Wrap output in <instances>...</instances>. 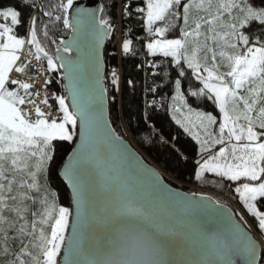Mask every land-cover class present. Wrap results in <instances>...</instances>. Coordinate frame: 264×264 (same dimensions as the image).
<instances>
[{"label": "snow or ice", "instance_id": "snow-or-ice-1", "mask_svg": "<svg viewBox=\"0 0 264 264\" xmlns=\"http://www.w3.org/2000/svg\"><path fill=\"white\" fill-rule=\"evenodd\" d=\"M140 3L135 12L153 37L148 53L171 58L175 67L172 110L183 116L175 122L200 145L196 178L210 173L243 180L234 192L264 234V0L259 6L252 0ZM52 7L55 13H42L48 23L72 30L55 58L38 40L39 17L31 18L25 39L14 32L20 11L0 8V264H264V248L241 223L242 215L235 219L238 213L210 196L188 197L158 181L144 183L119 162L126 151L120 138L102 133L99 49L112 25L97 15L102 10L76 0ZM125 14H131L128 5ZM170 32L178 35L167 38ZM132 43L123 41L125 53ZM25 45L29 52L34 48L36 59H46L48 71L63 70L68 95L53 97L58 117L49 119L36 104L39 92L31 91V83L12 77L31 67L22 60ZM73 51L75 58L64 55ZM191 80L200 86L193 90ZM112 84L118 85L115 70ZM186 96L218 109L217 134L209 131L217 115L192 108ZM41 103L48 104V97ZM26 104L35 105V119ZM74 137L78 143L57 172L69 190V206H63L50 185L51 166L55 144ZM216 145L219 150L204 159Z\"/></svg>", "mask_w": 264, "mask_h": 264}, {"label": "trees", "instance_id": "trees-1", "mask_svg": "<svg viewBox=\"0 0 264 264\" xmlns=\"http://www.w3.org/2000/svg\"><path fill=\"white\" fill-rule=\"evenodd\" d=\"M130 1L132 5L128 21L132 33L131 51L133 55L122 59L121 89L118 90L107 83L110 120L120 136L130 139L151 161L155 162L171 177L164 174L171 184L190 191H202L188 187L189 184L200 182L196 178L195 171L198 167L197 161L201 159L199 156L201 153L200 145L175 122L177 117L172 110L173 81L177 78L175 67L171 64V58L148 53L146 44L153 37L148 36L143 27L141 15L135 12L137 7L143 5L140 0ZM33 2L35 6L30 7L29 5ZM58 2L59 0H0V8L12 6L20 11L21 24L14 29V32L21 38L28 34L31 18L34 15L39 17L36 24L38 40L48 56L55 58L56 49L62 47V38L69 34L71 29L65 28L62 22L49 24L48 17L43 16L42 13L49 10L55 13L56 10L52 6ZM252 2L259 6L261 0H252ZM117 12L116 3L103 0L101 16L114 18ZM4 22L3 18H0V23ZM44 24H48L47 37L43 35ZM159 24L164 26V22H159ZM259 27V25L253 24V28ZM173 35H178V33H166L167 37H173ZM104 59L107 69L119 66L118 56L112 53L109 47L104 50ZM44 60L46 63V59ZM157 61H160L158 66L156 65ZM55 62L59 63V61ZM153 64L156 66L153 67ZM52 72L57 76L61 74V83H58L57 87L62 95L67 96L61 70H53ZM26 73H35V68L29 67ZM187 83L191 84L193 90L200 86L199 82L194 80ZM31 91L37 92V87L33 86ZM186 98L189 104L205 108L218 115V109L211 101L204 98L193 99L187 96ZM54 104L58 106L55 101ZM75 139L76 137L71 143L57 142L55 144V163L51 166L50 185L58 193L59 203L63 206H69V190L66 182L62 181L57 172L72 151ZM220 146L218 145L216 148ZM205 180L214 181L215 189L223 195L215 191L209 192L210 194L214 195L220 202L231 206L235 213L239 214L237 215L238 218L242 215L243 222L246 221V225L251 228L249 218L261 237L263 236L259 232L255 219L237 207V204L243 206L242 202L239 201L238 194L234 192V188L239 182H230L226 178H220L210 173L203 176V181ZM262 248H264L263 243Z\"/></svg>", "mask_w": 264, "mask_h": 264}, {"label": "built area", "instance_id": "built-area-1", "mask_svg": "<svg viewBox=\"0 0 264 264\" xmlns=\"http://www.w3.org/2000/svg\"><path fill=\"white\" fill-rule=\"evenodd\" d=\"M103 1V0H102ZM108 2H113L117 4L118 12L117 15L114 18L106 17L109 19L111 25H112V32L107 38V45L111 49L112 53H115L119 58V66L110 67L106 71V81L109 82V84L116 89H121L122 84V59L126 56L133 55L131 48L128 53H125L122 49V43L125 39H131L132 40V33L131 28L129 26V15L125 14V5H128V10L131 13V1L130 0H105ZM26 37L25 39H28ZM22 60H27L30 62V65L33 66L36 70L34 74H17L13 73L12 77L20 79L24 82L31 83L32 85L37 87V91L39 92L38 96H34L33 99H35L36 104L39 105L42 111H44L46 114L49 115V119L53 117H58L60 113L58 112V107H56L53 103L55 101L53 97L55 95H60V91L58 89V83H61V74L55 75L52 71L47 70V65L45 64L44 60L36 59L35 53L32 50L31 52L28 51V46L25 45V49L22 51ZM157 64L159 61L156 62ZM115 70L117 77H118V85L114 86L112 84V72ZM50 81V82H49ZM48 97V104H43L41 101L44 99V97ZM51 105V107H49ZM26 108V110H29L31 112L32 119L36 118L35 113V105H25L23 106Z\"/></svg>", "mask_w": 264, "mask_h": 264}, {"label": "water", "instance_id": "water-1", "mask_svg": "<svg viewBox=\"0 0 264 264\" xmlns=\"http://www.w3.org/2000/svg\"><path fill=\"white\" fill-rule=\"evenodd\" d=\"M76 3H78L80 6L87 8L89 10H103L102 0H77ZM101 14H102V11H97L98 16H101ZM71 39H72V30H70V33L65 35L62 38V41L68 42ZM106 44H107V37L103 40L100 46V49H99L100 66H101L100 67V76H101L100 83L103 85L105 89L104 96H103L102 120L106 123V127L102 129V133L107 134L111 132V133H114L115 136L120 138V144L123 145V148L126 151L119 157V162H121L124 168L130 171L131 174L138 180L144 183H152V182L158 181L159 185L163 186L164 189L169 190L170 193H181L188 197H193V194H197V196H200V195L210 196L214 200H218L216 199L214 195L210 193H204V192H199V191H186L182 188L174 186L167 180V178L165 177L166 174L161 170V168L157 166L155 163H153L150 160V158H148L137 145H135L130 139L120 136L117 133V131L115 130L110 120V115H109V95H108V90H107V84L105 81L106 63L104 59V50H105ZM55 54H56V51H55ZM64 55L71 56L73 58L76 57L75 51H73L72 53L64 54ZM62 71L63 70H61V72ZM65 83L66 81L64 80V85ZM77 143H78V137H76L75 139L73 149L76 147ZM68 156L63 163L67 161ZM221 203L225 205V207L230 209L233 213H235L234 209L231 206L223 202ZM235 219L239 220L237 215L235 216ZM241 223H244V222L241 221ZM245 228L247 229L249 234L253 237V239L256 240L258 245L262 248V242L260 241V239L254 234V232L247 225H245Z\"/></svg>", "mask_w": 264, "mask_h": 264}, {"label": "rangeland", "instance_id": "rangeland-1", "mask_svg": "<svg viewBox=\"0 0 264 264\" xmlns=\"http://www.w3.org/2000/svg\"><path fill=\"white\" fill-rule=\"evenodd\" d=\"M157 26H161L160 24H159V22H157ZM167 37V36H166ZM155 38H159L158 36L157 37H155ZM167 38H172V37H167ZM149 42H151V40L149 41ZM34 49V48H33ZM160 55V54H159ZM160 64V61H159V63L157 64L156 63V65L158 66ZM175 94V93H174ZM192 108H194V109H197V110H200V111H204V112H211L213 115H216V114H214L212 111H208V110H206L205 108H201V107H196V106H194V105H191V104H189ZM183 111V110H182ZM174 112V111H173ZM174 115L177 117V119H183V116L181 115V113H177V112H174ZM219 120H220V116L219 115H217V123L215 124V125H212V126H210V128H209V131H211L212 133H213V135H215V134H217L218 133V126H219ZM195 131H198V132H200V134H201V136H202V138H208L206 135H205V133H204V130L203 129H199V128H196V129H194ZM129 134V133H128ZM218 145H216L214 148H210L208 151H206L205 153H203V158L204 159H206L209 155H213L216 151H218L219 150V147L218 148H216ZM200 157H201V154L199 155ZM201 160V159H200ZM153 162V161H152ZM153 163H155V162H153ZM156 164V163H155ZM157 165V164H156ZM158 166V165H157ZM161 168V167H160ZM162 170V169H161ZM163 171V170H162ZM164 172V171H163ZM168 177H170L166 172H164ZM171 178V177H170ZM200 182H198V183H192V184H189V186L188 187H190V188H195V189H200V190H202V191H199V192H204V193H209V192H211V191H215V192H217V193H219L218 191H217V189H215L216 187V185H215V183H214V181H210V180H205V181H203V177L201 178V179H198ZM242 182H244L243 180L242 181H240L239 183H242ZM177 187V186H176ZM179 188H181V187H179ZM182 189H184V188H182ZM184 190H186V189H184ZM186 191H190V190H186ZM219 194H222V193H219ZM223 195V194H222ZM237 207L242 211H244L245 213H246V209L243 207V206H241V205H238L237 204ZM242 211V212H243ZM248 218V217H247ZM248 221H249V223H250V225H251V230L254 232V234L256 235V233H257V237L260 239V241L263 243V245H264V234H262L263 236L261 237V234L260 233H258V230H257V228H256V226H254L252 223H251V221H250V219L248 218ZM246 225V224H245ZM260 232V231H259Z\"/></svg>", "mask_w": 264, "mask_h": 264}]
</instances>
